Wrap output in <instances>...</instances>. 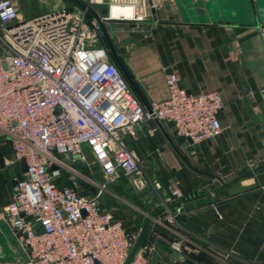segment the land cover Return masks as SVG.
Segmentation results:
<instances>
[{"label":"crops","instance_id":"obj_1","mask_svg":"<svg viewBox=\"0 0 264 264\" xmlns=\"http://www.w3.org/2000/svg\"><path fill=\"white\" fill-rule=\"evenodd\" d=\"M148 1L152 8L147 33H110L108 24L99 45L117 67L110 45L123 72L117 68L144 108L166 99L165 78L171 73L190 94L216 92L222 105L217 114L221 132L197 142L192 154L176 142L179 136L168 123L144 121L133 135L123 134L125 148L159 189L147 183L136 190L117 171L100 186L103 195L111 197L106 210L121 220L134 252L147 249V264H185L154 247L158 241L171 249L177 246L174 237L194 244L180 254L194 264H264V105L259 95L264 56L258 36V28L264 27V0ZM3 51L0 41V54ZM91 159L83 146L81 156L66 164L78 184L66 179L65 168L56 183L80 185L85 168L73 165ZM15 162L10 144L0 139V209L15 192L6 173ZM94 167L91 170L101 176ZM22 168L19 163L20 172ZM168 182L183 194L180 202H170L179 203L171 223L161 208L169 197ZM224 252L230 254L220 260ZM25 259L9 225L0 222V264H23Z\"/></svg>","mask_w":264,"mask_h":264},{"label":"built area","instance_id":"obj_2","mask_svg":"<svg viewBox=\"0 0 264 264\" xmlns=\"http://www.w3.org/2000/svg\"><path fill=\"white\" fill-rule=\"evenodd\" d=\"M79 1L85 9L71 2V9L18 21L12 1L0 0V139L23 167L15 192L0 209V222L9 225L23 249V264H147L145 248L130 256L133 239L98 195L82 196L56 183L63 168L74 174L57 155L72 159L85 146L103 178L120 171L133 178L134 188L149 183L157 190L121 136L154 121L170 124L177 136L195 144L213 139L221 132V100L216 92L188 93L171 73L165 78L166 99L142 107L99 41L108 24L110 33H147L151 3ZM258 36L264 56V27ZM259 95L264 105V87ZM166 189L169 197L161 208L171 223L179 203L170 202H180L183 194L174 182Z\"/></svg>","mask_w":264,"mask_h":264},{"label":"rangeland","instance_id":"obj_3","mask_svg":"<svg viewBox=\"0 0 264 264\" xmlns=\"http://www.w3.org/2000/svg\"><path fill=\"white\" fill-rule=\"evenodd\" d=\"M15 1L18 2V4H14L15 6L12 4V6L15 9V11H17L16 15H17L18 21H21V19H23V20L31 19V18L36 17L38 15H41L43 13L53 11L57 7H59V8L68 7L69 2H70L69 0H15ZM16 7H17V10H16ZM94 165H95V163L92 159L89 160V162H87V164H84V165H80V162H76V164L73 165L74 168L75 167L76 168L84 167L85 172L87 174L86 176H84V179L82 180V182H79L80 185H76L74 187L73 186L71 187V189L73 191H75L76 193H78L79 195L93 196L92 192H94L95 195H98L99 197L103 195V191L105 189L103 187L100 188V186L101 185L105 186V181H107L108 179L103 178L98 173L91 170L94 167ZM67 172H68V175H67L66 179L67 180L70 179V181H76V184H78V180H76L74 178L72 173L69 170H67ZM127 179L130 180L131 185H132L133 178L127 177ZM144 187L138 188V189L134 188V189L140 190V189H143ZM174 238L177 242V246L179 249V251L177 253L181 254V252H185V250H187V249L192 250L188 246H189V244L191 246H194V244L190 243L186 239L185 240L188 241L187 242L188 244L186 243V241H182V240L179 241L178 238H176V237H174ZM140 249H142V248H140ZM140 249H138V250H140ZM146 250L147 249H145V252H146ZM223 256L226 257L223 254L219 255L220 260L223 259Z\"/></svg>","mask_w":264,"mask_h":264},{"label":"water","instance_id":"obj_4","mask_svg":"<svg viewBox=\"0 0 264 264\" xmlns=\"http://www.w3.org/2000/svg\"><path fill=\"white\" fill-rule=\"evenodd\" d=\"M69 1H71L73 4H75L79 8L85 9L84 5L79 0H69ZM101 13L104 14L105 10H102ZM102 35L104 37H106V34H105L103 29H102ZM108 48H109V53H110L112 59L114 60L115 64L122 71V67H121L120 63L118 62V60H117V58H116V56H115L114 52L112 51V49H111L109 44H108ZM128 82L133 87L132 83L129 80H128ZM176 142L180 145V147H182L188 153L192 154L193 152H196L198 150L197 144L192 143L189 138H185V137L179 136L178 138H176ZM57 156L60 159H62V161L65 164H67V165L70 164L69 161L64 157V155H57ZM6 173L8 174L9 180H11L13 185L16 182L21 180V172L19 170V163L18 162L13 163L11 168H9ZM92 195L95 196V193L92 192ZM110 201H111V197L109 195H107V194H104V195L98 197V202L100 204H102L104 209H108ZM20 217H22L24 219V221L31 220V217H26L22 213L20 214ZM154 247L157 248L158 250H160L161 252L172 256L173 258H176L178 260H182L185 264H194L193 262L189 261L188 259H184L179 253L174 252L172 249L168 248L167 246L163 245L162 243H160L158 241H156L154 243ZM133 253H134V250L131 251L130 256Z\"/></svg>","mask_w":264,"mask_h":264},{"label":"trees","instance_id":"obj_5","mask_svg":"<svg viewBox=\"0 0 264 264\" xmlns=\"http://www.w3.org/2000/svg\"><path fill=\"white\" fill-rule=\"evenodd\" d=\"M71 7H72V3H71V1H70V2H69V6H68V8L71 9ZM2 141H4V140H2Z\"/></svg>","mask_w":264,"mask_h":264},{"label":"bare ground","instance_id":"obj_6","mask_svg":"<svg viewBox=\"0 0 264 264\" xmlns=\"http://www.w3.org/2000/svg\"><path fill=\"white\" fill-rule=\"evenodd\" d=\"M114 12H115V11H114ZM125 15H126V16L129 15V14H128V11H125Z\"/></svg>","mask_w":264,"mask_h":264}]
</instances>
